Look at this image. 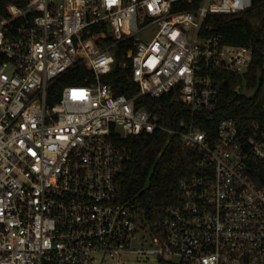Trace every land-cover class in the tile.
<instances>
[{"label":"built area","instance_id":"obj_1","mask_svg":"<svg viewBox=\"0 0 264 264\" xmlns=\"http://www.w3.org/2000/svg\"><path fill=\"white\" fill-rule=\"evenodd\" d=\"M182 5L190 7L181 9ZM253 0H29L0 19V264H126L154 255L178 264H264V123L240 134L232 119L212 136L194 123L163 126L136 109L175 94L192 113L212 110L213 73L244 76L252 50L203 36L208 16H235ZM208 32V29H206ZM122 48L134 98L102 83ZM126 48V50H124ZM84 68L83 85L62 78ZM246 85L237 86L241 94ZM247 89V88H246ZM247 97V96H246ZM179 138L194 171L178 182L152 236L138 208L118 202L131 161L125 142ZM150 239V250L133 243Z\"/></svg>","mask_w":264,"mask_h":264},{"label":"trees","instance_id":"obj_2","mask_svg":"<svg viewBox=\"0 0 264 264\" xmlns=\"http://www.w3.org/2000/svg\"><path fill=\"white\" fill-rule=\"evenodd\" d=\"M27 1L0 0V19L7 16L8 5L23 7ZM181 9L190 7L182 5ZM201 29L203 36H219L223 45L251 49L253 60L249 72L244 76L223 72L212 74L220 87L212 110L192 113L180 104L175 94L160 99L142 97L136 101V109L157 116L163 126L180 129L181 122L194 123L212 136L216 135L222 120L232 119L240 134L248 138L254 124L264 123V0H253L252 9L244 14L208 16ZM115 55V66L111 73L102 77V83L110 86L115 96L134 98L139 92L131 81L130 68L121 67L124 62L122 48ZM88 76L84 68H79L62 78L50 91V104L59 101L63 87L83 85ZM243 84L249 90H256L253 97L234 92ZM125 146L132 151V157L120 178L118 202L138 208L147 230L152 236H159L168 209L178 206V182L194 171L193 153L183 147L179 138L168 140L162 133L132 137Z\"/></svg>","mask_w":264,"mask_h":264},{"label":"rangeland","instance_id":"obj_3","mask_svg":"<svg viewBox=\"0 0 264 264\" xmlns=\"http://www.w3.org/2000/svg\"><path fill=\"white\" fill-rule=\"evenodd\" d=\"M263 72H264V66H263ZM256 93L255 89H246L243 88L241 90V94L247 97H253ZM133 248L135 250H150L152 248L150 239L145 237V243L144 245L141 244L140 241H135L133 243ZM122 260L126 264H178L179 260L177 258H166L164 261H160L156 256L154 255H124L122 257ZM105 264H113L112 260L107 258Z\"/></svg>","mask_w":264,"mask_h":264}]
</instances>
